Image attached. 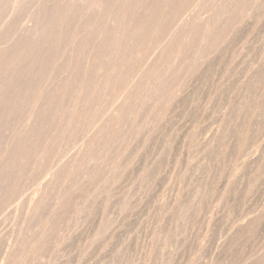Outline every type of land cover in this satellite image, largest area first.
I'll use <instances>...</instances> for the list:
<instances>
[{
	"label": "rangeland",
	"instance_id": "obj_1",
	"mask_svg": "<svg viewBox=\"0 0 264 264\" xmlns=\"http://www.w3.org/2000/svg\"><path fill=\"white\" fill-rule=\"evenodd\" d=\"M93 1H87L85 10ZM195 1L182 18L195 13L207 18L210 3L218 0ZM14 2L0 0V47L31 20L35 1ZM240 4L234 20L218 31L222 35L217 32L210 40L202 65L200 58L196 66L189 62L192 67L187 63V72L174 71L177 74L172 72L166 81L149 83L146 92L140 91L142 99L137 96L130 103L138 108L130 106V115L122 114L120 123L108 127V132L114 131L103 134L101 146L93 144L91 153L99 158L82 166L84 172L76 170L66 180L54 177L60 186L54 182L42 191L50 171L80 146L84 148L87 135L117 107L112 94L120 93L119 78L86 112L80 130L76 128L78 139L73 141V129L48 149L46 162L52 167L48 164L47 173L37 174L27 166L30 169L18 172L26 183L17 174L16 182H10L16 188L7 184L16 191L19 184H26L24 195L11 194L13 189L5 184L8 191L0 199L9 197L4 204L12 202L4 205L0 200V264H264V0H240ZM76 19L69 24L77 21L71 27L74 31L80 22ZM69 26L65 41L74 33ZM65 52L60 51L63 58L57 62L62 58L66 66ZM137 61L132 59L129 67ZM62 65L57 63V71ZM129 67L126 71L133 68ZM254 70H258L255 75ZM22 108L25 112L14 111L9 130L22 123L27 107ZM96 115L88 133L81 136ZM2 133L0 138L5 137ZM70 133L74 136L66 144ZM37 187L42 188L36 191ZM34 191L41 192L44 200L37 212L29 208L33 203L23 204L39 195Z\"/></svg>",
	"mask_w": 264,
	"mask_h": 264
},
{
	"label": "bare ground",
	"instance_id": "obj_2",
	"mask_svg": "<svg viewBox=\"0 0 264 264\" xmlns=\"http://www.w3.org/2000/svg\"><path fill=\"white\" fill-rule=\"evenodd\" d=\"M12 1L14 2V0ZM34 1L31 18H29L30 16L28 17L31 19L29 20L30 23H27L25 28L22 26V30L19 31L16 37L10 40L6 46L0 47V133H2L3 130L5 132V137L2 136L4 138H0V190H2L0 191V195L6 190L3 188L13 183L12 180H14V183L16 182V175L18 172H22L27 166H30V168L32 167L31 169H36L37 171H35L37 174H40L41 171L45 173L50 170L52 166L48 163V149L56 143V140L61 139L58 142L64 141L62 139H65V135L72 132L73 129L75 133L77 127H79L78 129L80 130L79 123L82 121V118L88 114L89 109L92 108L91 105L101 98V95H105V92L109 91L107 89L111 87V84L119 78L117 82H122L120 85L118 84L116 86H120V88H118L120 93L114 94L113 91L112 94L114 95L112 99L115 103H118L117 107H114L111 113L107 112L109 115H106L104 112L105 114L103 115H106V118L99 122L97 126L95 125L96 127L94 126L95 129L93 132L87 135L88 137L85 139L87 141L85 143L86 145H84L83 142L81 143L84 148L80 146L73 156L69 157V159L68 157L65 158L64 161H62L64 163H59L54 169L52 168L53 170L51 169V178H49L50 180L48 178V180L46 179L47 182H45L43 188L41 187L42 191H44L43 189L48 190L49 187L52 188L54 186L53 183L57 180L53 179L54 177H61L60 180L65 179V176L68 174H74L76 170L77 172L81 170L82 166L96 161L99 155L93 152V148L92 154L91 147L94 146L93 144L100 142L101 138L103 139V134L108 130V127H112V124L115 126L119 116L125 113L130 115V106L133 107L130 103L134 101L137 96L142 95L141 93L145 90H148L147 85L149 83L153 85L155 83L160 84V82L166 81L167 77L172 75V72L173 74L175 72L179 73L177 70L183 72L184 68L186 69L188 67L187 63L192 62L191 64L194 66V62L196 60L199 61V58L201 63L196 62L202 65V59L206 54L205 52L207 51L208 44H210V40L221 30L220 28H223L233 19V12L237 6L241 5L240 0H218L217 3H210L206 0L207 3H210L212 10L216 7L214 12L209 9L211 12L210 16L207 18H200V16L195 13L196 16L192 15L191 17L189 15L190 17L186 16L187 18H182L183 12L189 9L192 2H196L195 0H94L92 4L90 3L91 9L88 6V11L85 10L87 9L86 4L88 0ZM254 1L256 2L259 0H253V3ZM32 2L33 1H31V3ZM203 6H207V4ZM11 10L12 9H10V11ZM236 11H238V9ZM245 11L246 10L243 12ZM22 14L21 17L23 18L24 16H22ZM76 15H79V18L76 19ZM74 18L80 21L79 25L76 26L81 34H78L79 31L75 32L77 29L74 31V28H71L73 23L77 24V21L73 22L71 27L69 26ZM239 21H241V19ZM68 26L74 33L71 38L67 40L68 43L65 46V42H67L65 39L68 38V34H65V30ZM10 29H12V27ZM10 32L12 31L10 30ZM156 33L157 35L155 36ZM218 33L220 34L221 32ZM227 33L225 35H227ZM9 35L12 34L9 33ZM65 35L67 38H65ZM6 37L3 38L5 39ZM11 38L12 37L8 38V40ZM218 39L219 38L216 39V42ZM146 41H149L150 45H146ZM5 43L6 41L3 44ZM214 44L211 46H215ZM61 50L63 52L66 50L67 52H65L67 56L66 66L65 60L64 65H62L63 62H61L63 56H59L61 55ZM153 50H155L156 53L153 54V56H149L150 52ZM140 54L141 57L139 56ZM59 57H62L59 59L61 63L59 61L57 62ZM132 59H138V61L134 67L131 64L133 67H131V69L129 64ZM57 63L60 66L62 65V68H58V71L56 68ZM191 64L189 63L188 65L192 67ZM127 67L131 70L126 71ZM252 67L254 68L256 66L253 65ZM53 70H55L54 73ZM250 70L252 69L250 68ZM56 71H60L59 74H57ZM257 72L258 70L252 74L255 75ZM191 75H193V73ZM121 76H123V79ZM168 81H170V79ZM168 81L167 83H169ZM159 84L157 86H159ZM141 90H143V92ZM134 105H137V102ZM22 107H27L26 114L24 113L25 116L22 117L24 119L20 118L21 112L19 115L20 121L21 119L23 120L22 123L20 124L19 121H17L20 125L17 128L15 127L16 129L14 130L13 128L9 130L8 122L13 123L10 119L13 118L14 111L18 110L19 112L21 111L19 110L20 108L22 110L24 109ZM136 107L137 106H135V108ZM24 110L23 112H25ZM94 110L92 111L91 109L92 114ZM132 112L134 114L133 110ZM89 114L91 115V113ZM103 115L101 113V116ZM86 117L87 116H85V118ZM96 117L97 115L91 117L92 120L89 118V121L91 120L90 126L85 131L84 129L81 130V136L88 133L91 125L97 120ZM14 121L16 122V120ZM84 123L88 124L89 122H83V127H85ZM112 130L114 131V129ZM109 132L107 131V133ZM70 135L71 136L68 135L69 138L74 136L71 133ZM76 137H78L77 133L73 141H76ZM110 137L113 138V136ZM71 138H66V144L69 142L68 140L72 141ZM89 152L91 155L89 154L88 156ZM46 159L48 162H46ZM44 161L46 164H44ZM45 165H47V167H45ZM27 168L30 169L29 167ZM65 169H67V171ZM82 171L83 170L80 172ZM42 178L43 176L41 179ZM51 179H53V182H51ZM21 181H23V178ZM57 181L59 182V180ZM24 182L25 180L21 183ZM41 182L40 184H42ZM51 183L53 186H49V184L52 185ZM55 183L56 185L59 184L57 182ZM5 184L8 185L5 186ZM12 185L14 186V184ZM26 186V184L25 186L19 184L18 191L15 189L16 186H14V189L12 188L13 191H11L12 186L8 187L11 189V194L15 191L14 195L19 196L21 193L24 195L23 191L25 189L23 190V188ZM41 188H38L36 191L41 190ZM59 188H56L57 191H59ZM63 190L61 191L64 192ZM36 191H34V194ZM36 193L38 194L39 192ZM40 193L36 195L39 196V198L33 196V199H36H30L32 201L31 203L29 200H26V198L23 204L28 207V204L31 205L33 203L29 208H32L33 212H37L39 204L42 203L41 200L44 201L42 199L43 194L41 195ZM11 194L9 196H11ZM61 194L60 196H62ZM57 196L58 192L56 194V197ZM4 199H0L3 201L2 204L5 203ZM6 199H9V197ZM15 199L16 198H14V200ZM10 203L7 202V204L4 205H10ZM53 204H51V206H53ZM1 206L0 204V207ZM4 208H6V206Z\"/></svg>",
	"mask_w": 264,
	"mask_h": 264
}]
</instances>
